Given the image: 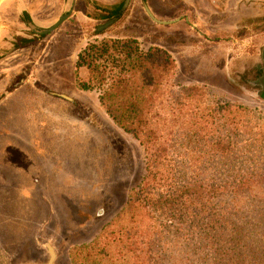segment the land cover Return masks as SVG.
<instances>
[{
  "label": "rangeland",
  "instance_id": "obj_1",
  "mask_svg": "<svg viewBox=\"0 0 264 264\" xmlns=\"http://www.w3.org/2000/svg\"><path fill=\"white\" fill-rule=\"evenodd\" d=\"M125 1L0 0V144H19L25 160L0 167V264H72L73 247L100 234L145 173L139 141L97 91L77 86L89 43L132 38L161 48L175 60L177 85L264 114V0H131L120 15Z\"/></svg>",
  "mask_w": 264,
  "mask_h": 264
},
{
  "label": "trees",
  "instance_id": "obj_2",
  "mask_svg": "<svg viewBox=\"0 0 264 264\" xmlns=\"http://www.w3.org/2000/svg\"><path fill=\"white\" fill-rule=\"evenodd\" d=\"M76 71L139 141L145 173L72 264H264L263 112L177 85L172 56L132 38L89 43Z\"/></svg>",
  "mask_w": 264,
  "mask_h": 264
},
{
  "label": "flooded vegetation",
  "instance_id": "obj_3",
  "mask_svg": "<svg viewBox=\"0 0 264 264\" xmlns=\"http://www.w3.org/2000/svg\"><path fill=\"white\" fill-rule=\"evenodd\" d=\"M127 5H126V1H125V4H124V6L122 7V9L120 11V15L123 13V11L125 10V8H126ZM70 17L71 16H69V18ZM69 18H67L65 21H67ZM111 21H114V19L111 20ZM19 85L20 84H18L16 87H14L13 90H15ZM0 145H1L0 146V167L4 171L11 170V169H14V168H18V169L19 168H23V165H24L25 160H24V153H23L22 147L19 144L16 145L15 143L9 145V141L8 140L2 141ZM16 188L19 189V191H21V192L24 191V186L21 183H19L18 185H16Z\"/></svg>",
  "mask_w": 264,
  "mask_h": 264
},
{
  "label": "water",
  "instance_id": "obj_4",
  "mask_svg": "<svg viewBox=\"0 0 264 264\" xmlns=\"http://www.w3.org/2000/svg\"><path fill=\"white\" fill-rule=\"evenodd\" d=\"M130 2V0H126V5ZM146 11L147 13L149 14V16L157 23L159 24H162V25H169L171 24V22H164V21H160L158 19H156V17H154V15L151 13V11L148 9V7H146ZM70 11L68 13H66L65 15H63L60 20L54 24L52 27L48 28V29H45L43 31V34L44 35H48L50 34L51 32H53L54 30H56L67 18H69L70 16ZM114 24V21H110L108 23H105L104 25L100 26L97 28V33L100 34V33H103L104 31H106L109 27H111L112 25ZM0 33H1V18H0ZM49 249H50V253H51V262L54 260L55 258V253H54V250L49 246ZM50 262V263H51Z\"/></svg>",
  "mask_w": 264,
  "mask_h": 264
}]
</instances>
